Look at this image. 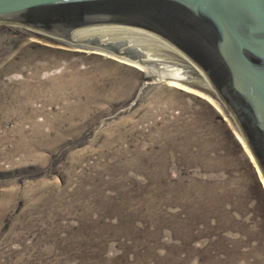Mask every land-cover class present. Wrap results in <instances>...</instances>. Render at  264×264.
Returning <instances> with one entry per match:
<instances>
[{
  "label": "rangeland",
  "instance_id": "1",
  "mask_svg": "<svg viewBox=\"0 0 264 264\" xmlns=\"http://www.w3.org/2000/svg\"><path fill=\"white\" fill-rule=\"evenodd\" d=\"M82 46L0 24V264H264V181L201 72Z\"/></svg>",
  "mask_w": 264,
  "mask_h": 264
},
{
  "label": "water",
  "instance_id": "2",
  "mask_svg": "<svg viewBox=\"0 0 264 264\" xmlns=\"http://www.w3.org/2000/svg\"><path fill=\"white\" fill-rule=\"evenodd\" d=\"M0 24L70 41L152 35L209 81L264 181V0H0Z\"/></svg>",
  "mask_w": 264,
  "mask_h": 264
},
{
  "label": "bare ground",
  "instance_id": "3",
  "mask_svg": "<svg viewBox=\"0 0 264 264\" xmlns=\"http://www.w3.org/2000/svg\"><path fill=\"white\" fill-rule=\"evenodd\" d=\"M72 40L77 42V45L79 46L83 45L84 47L93 49L96 52H99V53L103 52L105 56L109 55L110 57H115L126 64L140 68L146 72L147 76L154 74L153 71L148 70L146 66H150L148 65L149 63L159 60V57L157 56L159 49H166V50L172 51L180 55L182 58H184L181 54H179L176 50H174L171 46H169L162 40L152 35L146 34L144 32L130 30V29H119V28L100 29V30H95V31L84 33L80 35L77 40L75 39H72ZM121 41H123L124 43H118ZM125 41L127 42V44L125 43ZM114 43H118V44L116 45ZM126 45L127 47H130V48H133V47L138 48L139 45L141 47H144L145 51H150L151 59L146 60L145 58V60H143L140 58L139 53H137L136 51H132L129 48L127 50H131V51H127V50L124 51V49L122 48L125 47ZM161 69H162L161 73H163L164 76L168 75L171 78V81H169V84H168L170 86L178 87L181 85L180 83H178V81L181 82V81L186 80V77L181 72V69H178L175 67H167V66L166 67L164 66L163 68L161 67ZM203 78L207 82L208 86L215 93V90L213 89L209 81L204 76Z\"/></svg>",
  "mask_w": 264,
  "mask_h": 264
}]
</instances>
